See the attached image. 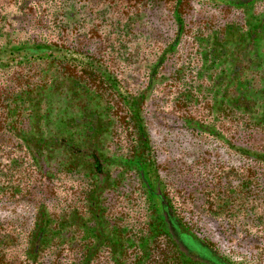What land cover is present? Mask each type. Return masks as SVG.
I'll use <instances>...</instances> for the list:
<instances>
[{
    "label": "trees",
    "instance_id": "trees-1",
    "mask_svg": "<svg viewBox=\"0 0 264 264\" xmlns=\"http://www.w3.org/2000/svg\"><path fill=\"white\" fill-rule=\"evenodd\" d=\"M190 1L0 0V199L34 209L0 227V264H247L198 218L264 237V0H204L229 15L204 25ZM164 6L171 29L153 37ZM155 99L237 163L209 179L190 165L175 196Z\"/></svg>",
    "mask_w": 264,
    "mask_h": 264
},
{
    "label": "rangeland",
    "instance_id": "rangeland-1",
    "mask_svg": "<svg viewBox=\"0 0 264 264\" xmlns=\"http://www.w3.org/2000/svg\"><path fill=\"white\" fill-rule=\"evenodd\" d=\"M17 3L21 5L20 0H10V8H14V4ZM213 3L205 2L204 0L190 1V6L186 10L188 20L190 19L191 22L197 25H204L208 20L214 22L223 16H229L223 10L224 7L215 6L216 2ZM164 7L151 11L150 16L145 19L149 28L144 29L148 30L153 37L156 34L163 36L171 29L169 17L166 13L167 6ZM18 10L20 13L26 12L23 7ZM33 10L35 11L36 9ZM85 31H87V28ZM189 49H191L190 46L184 50V52L186 51L184 55ZM167 87H164L165 95L161 100L162 103L163 100L169 103L168 99L171 95L166 92L169 90ZM153 104L155 114L154 116L150 115V133L163 163V173H165L169 181L175 182L173 186V194L175 196L181 197L183 195L178 188L181 187V180L191 166L195 173H200L198 176L201 175L202 178L209 179L219 164L223 163L226 165L228 163L229 165H234V163H237V157H233L229 148L222 146V141L212 136H206L205 133L204 136H196L182 123L181 119H177L176 113L170 112V105L160 109L163 105H158L156 99ZM258 136L255 138L259 141L261 138ZM191 171L190 169L188 172L191 173ZM178 180L180 182H176ZM197 180L198 178L195 176L194 182ZM213 182H215V179ZM47 194L50 199L54 200V190L51 194ZM187 208L188 210L186 211L190 212L188 215L190 222L197 224L194 221L196 214L192 212L188 205ZM33 214V207L24 202L11 203L0 199V227L2 228H8L9 230L12 227L27 228L30 226ZM198 219L200 234L211 237L220 250H226L231 253L232 259L246 261L247 264H264V237L256 239L255 237L247 236L240 231L239 226L230 227L224 220H214L206 216Z\"/></svg>",
    "mask_w": 264,
    "mask_h": 264
}]
</instances>
